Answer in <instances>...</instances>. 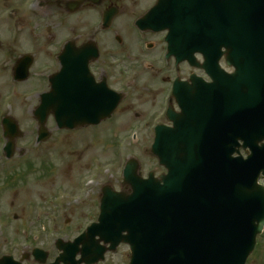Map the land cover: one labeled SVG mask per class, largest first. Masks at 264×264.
<instances>
[{
    "label": "water",
    "instance_id": "obj_1",
    "mask_svg": "<svg viewBox=\"0 0 264 264\" xmlns=\"http://www.w3.org/2000/svg\"><path fill=\"white\" fill-rule=\"evenodd\" d=\"M200 201H202V203H206L207 202V199L204 198V199H202ZM185 206L186 207H182V225L185 223V221H186L185 219L187 217H189V216H192L193 213H194V212L190 211V209H189L190 208V205H188V203ZM196 209H197V217H198V219L204 220V219H206L208 217V215L206 213L207 211H206L204 205H203L202 208L201 207H197ZM177 210L178 209L176 208V212H178ZM188 233H189V229L186 228L185 229V232H183L182 234L186 237L188 235Z\"/></svg>",
    "mask_w": 264,
    "mask_h": 264
},
{
    "label": "rangeland",
    "instance_id": "obj_2",
    "mask_svg": "<svg viewBox=\"0 0 264 264\" xmlns=\"http://www.w3.org/2000/svg\"><path fill=\"white\" fill-rule=\"evenodd\" d=\"M109 149L110 148H108V150ZM263 263H264V241H263L262 249L260 250L259 254L256 256L255 260L252 261L250 264H263Z\"/></svg>",
    "mask_w": 264,
    "mask_h": 264
},
{
    "label": "flooded vegetation",
    "instance_id": "obj_3",
    "mask_svg": "<svg viewBox=\"0 0 264 264\" xmlns=\"http://www.w3.org/2000/svg\"><path fill=\"white\" fill-rule=\"evenodd\" d=\"M73 212H74V210H73Z\"/></svg>",
    "mask_w": 264,
    "mask_h": 264
}]
</instances>
